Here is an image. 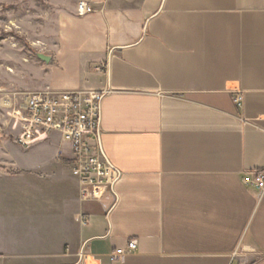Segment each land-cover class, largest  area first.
Masks as SVG:
<instances>
[{
  "label": "crops",
  "instance_id": "crops-1",
  "mask_svg": "<svg viewBox=\"0 0 264 264\" xmlns=\"http://www.w3.org/2000/svg\"><path fill=\"white\" fill-rule=\"evenodd\" d=\"M89 4L28 92L104 91L100 145L121 175L83 201L60 135L23 149L1 120L0 264H264V192L242 180L264 168V0Z\"/></svg>",
  "mask_w": 264,
  "mask_h": 264
},
{
  "label": "built area",
  "instance_id": "built-area-1",
  "mask_svg": "<svg viewBox=\"0 0 264 264\" xmlns=\"http://www.w3.org/2000/svg\"><path fill=\"white\" fill-rule=\"evenodd\" d=\"M89 0L77 5L80 16L94 13ZM104 91L45 89L24 95V105L15 112V142L23 149L46 142L58 134L70 147L71 174L78 181L83 201H99L119 179L121 173L105 156L100 145L101 101ZM240 107L243 97H235ZM243 183L264 192V168L248 172ZM85 220H82V223ZM137 240L128 242V250H137ZM123 249L110 255L111 262L119 261ZM79 264H95V258L81 253Z\"/></svg>",
  "mask_w": 264,
  "mask_h": 264
},
{
  "label": "rangeland",
  "instance_id": "rangeland-1",
  "mask_svg": "<svg viewBox=\"0 0 264 264\" xmlns=\"http://www.w3.org/2000/svg\"><path fill=\"white\" fill-rule=\"evenodd\" d=\"M79 1L0 0V122L14 144V118L7 114L21 110L28 88L41 83L45 64L37 54L53 48L64 16L74 14Z\"/></svg>",
  "mask_w": 264,
  "mask_h": 264
},
{
  "label": "water",
  "instance_id": "water-1",
  "mask_svg": "<svg viewBox=\"0 0 264 264\" xmlns=\"http://www.w3.org/2000/svg\"><path fill=\"white\" fill-rule=\"evenodd\" d=\"M37 56H38V58H39L40 60H42V61H44V62H46V63H49L50 60H51V57L48 56V55H46V54H44V53H38Z\"/></svg>",
  "mask_w": 264,
  "mask_h": 264
},
{
  "label": "bare ground",
  "instance_id": "bare-ground-1",
  "mask_svg": "<svg viewBox=\"0 0 264 264\" xmlns=\"http://www.w3.org/2000/svg\"><path fill=\"white\" fill-rule=\"evenodd\" d=\"M3 104H5V105H9V103H8V102H3Z\"/></svg>",
  "mask_w": 264,
  "mask_h": 264
}]
</instances>
